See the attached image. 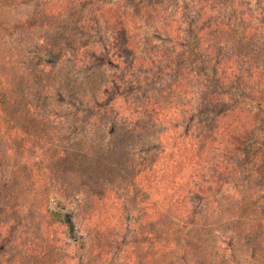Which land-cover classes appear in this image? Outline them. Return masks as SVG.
I'll return each instance as SVG.
<instances>
[{
    "label": "trees",
    "instance_id": "16d2710c",
    "mask_svg": "<svg viewBox=\"0 0 264 264\" xmlns=\"http://www.w3.org/2000/svg\"><path fill=\"white\" fill-rule=\"evenodd\" d=\"M187 1L0 0V264H264V14ZM78 8L107 40L28 65L7 39Z\"/></svg>",
    "mask_w": 264,
    "mask_h": 264
},
{
    "label": "rangeland",
    "instance_id": "374dc122",
    "mask_svg": "<svg viewBox=\"0 0 264 264\" xmlns=\"http://www.w3.org/2000/svg\"><path fill=\"white\" fill-rule=\"evenodd\" d=\"M10 1V4H14L19 10H27L28 12H33V10H35V7H37L39 4L55 0ZM157 1L161 2V0ZM179 1L180 2L178 5L174 4L175 0H170V2L168 3L169 5L167 3H164L165 1L163 3L166 6L168 5L167 7L169 10H173L174 12H176V20L181 23L186 19V16L183 17L184 11H182L181 5L185 4L187 0ZM249 4L251 17H261L262 14H264V0H250ZM88 10H90V8H88ZM82 12H84V10L82 8H78L73 13L67 16L55 19L29 18L28 23L31 25L29 28L10 32L9 34L13 33V37L11 39H7L11 42L16 41L17 44L19 46H22L23 50H25L24 58H26L27 61L24 59V63L26 61L28 65H31L35 62L43 61L45 62V64L50 65L54 62L55 59L59 58V52L63 54L66 52V50H70V52H79L80 50H83L82 46L87 42V40L83 36L87 33H90L88 36L91 37V41H95L97 37L99 41L102 42L107 40L108 35L104 32L97 34L93 30L89 31L87 27L88 25L86 23H80L79 17ZM188 17H192L191 12L188 13ZM184 33L185 32H182L180 35L184 36ZM55 46L56 48H54ZM68 46H72V49H68ZM37 54H40V60L35 59V55ZM61 61L62 63L67 62V60ZM61 65L68 66V64ZM59 111L60 113H62L61 109ZM50 208L55 213H58L63 220V224L59 227L58 230L62 246L67 254V257L77 258L81 254V239L84 238L85 234L83 230V224H81L80 221L76 220L75 213L73 211V205L68 201L63 200L62 198H57L52 201ZM5 234L6 229L0 230V242ZM222 248L226 249L225 246H223ZM8 251L9 248H7L6 252ZM237 256V258H243L238 253ZM244 262H246V260H244ZM72 264H75V262H73Z\"/></svg>",
    "mask_w": 264,
    "mask_h": 264
}]
</instances>
